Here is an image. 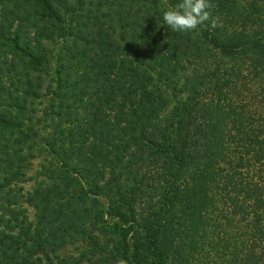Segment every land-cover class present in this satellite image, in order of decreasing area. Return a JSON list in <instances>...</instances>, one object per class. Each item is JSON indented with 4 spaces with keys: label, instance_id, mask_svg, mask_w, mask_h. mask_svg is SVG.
Returning <instances> with one entry per match:
<instances>
[{
    "label": "trees",
    "instance_id": "trees-1",
    "mask_svg": "<svg viewBox=\"0 0 264 264\" xmlns=\"http://www.w3.org/2000/svg\"><path fill=\"white\" fill-rule=\"evenodd\" d=\"M179 2L0 0V264H264V0Z\"/></svg>",
    "mask_w": 264,
    "mask_h": 264
},
{
    "label": "clouds",
    "instance_id": "clouds-1",
    "mask_svg": "<svg viewBox=\"0 0 264 264\" xmlns=\"http://www.w3.org/2000/svg\"><path fill=\"white\" fill-rule=\"evenodd\" d=\"M211 0H180L163 12V21L173 31L185 33L199 26L218 27V18L212 15Z\"/></svg>",
    "mask_w": 264,
    "mask_h": 264
},
{
    "label": "rangeland",
    "instance_id": "rangeland-1",
    "mask_svg": "<svg viewBox=\"0 0 264 264\" xmlns=\"http://www.w3.org/2000/svg\"><path fill=\"white\" fill-rule=\"evenodd\" d=\"M37 171H39V165H38V164H34V165H33V169L30 170L29 174L33 177V176L37 173ZM30 185H31V182L27 183L26 185L23 184L22 186H23L25 189H29ZM29 213H32V211L29 210ZM67 252H68V253H69V252L72 253V252H73V249H71L70 251H66V253H67Z\"/></svg>",
    "mask_w": 264,
    "mask_h": 264
}]
</instances>
